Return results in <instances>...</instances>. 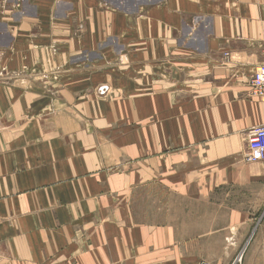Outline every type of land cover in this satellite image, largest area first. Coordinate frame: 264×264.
Returning <instances> with one entry per match:
<instances>
[{
	"label": "crops",
	"instance_id": "1",
	"mask_svg": "<svg viewBox=\"0 0 264 264\" xmlns=\"http://www.w3.org/2000/svg\"><path fill=\"white\" fill-rule=\"evenodd\" d=\"M263 56L264 0H0V264H264Z\"/></svg>",
	"mask_w": 264,
	"mask_h": 264
},
{
	"label": "built area",
	"instance_id": "2",
	"mask_svg": "<svg viewBox=\"0 0 264 264\" xmlns=\"http://www.w3.org/2000/svg\"><path fill=\"white\" fill-rule=\"evenodd\" d=\"M251 96L260 100L264 107V56L262 63L258 66L251 79ZM248 163L264 162V125L255 127L247 134ZM242 255L238 256L233 264H241Z\"/></svg>",
	"mask_w": 264,
	"mask_h": 264
},
{
	"label": "rangeland",
	"instance_id": "3",
	"mask_svg": "<svg viewBox=\"0 0 264 264\" xmlns=\"http://www.w3.org/2000/svg\"><path fill=\"white\" fill-rule=\"evenodd\" d=\"M260 200V199H259ZM252 206V205H251ZM260 206V205H259ZM254 207V206H253ZM262 213H263V216H264V210L262 211ZM251 238H253V235L252 236H250V240H251ZM248 245H246L245 246V249H246V247H247ZM245 249H244V251H243V253L245 252ZM242 255V260H241V264H243V254H241ZM241 255H239V256H241ZM236 259H234V261H235ZM234 261H232V263L231 264H233L234 263Z\"/></svg>",
	"mask_w": 264,
	"mask_h": 264
}]
</instances>
